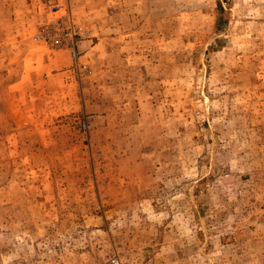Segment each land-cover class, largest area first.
I'll return each instance as SVG.
<instances>
[{
    "label": "rangeland",
    "instance_id": "1",
    "mask_svg": "<svg viewBox=\"0 0 264 264\" xmlns=\"http://www.w3.org/2000/svg\"><path fill=\"white\" fill-rule=\"evenodd\" d=\"M0 264H264V0H0Z\"/></svg>",
    "mask_w": 264,
    "mask_h": 264
}]
</instances>
